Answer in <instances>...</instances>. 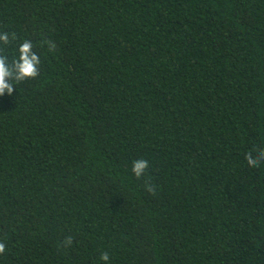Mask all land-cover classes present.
I'll return each instance as SVG.
<instances>
[{
    "label": "trees",
    "instance_id": "trees-1",
    "mask_svg": "<svg viewBox=\"0 0 264 264\" xmlns=\"http://www.w3.org/2000/svg\"><path fill=\"white\" fill-rule=\"evenodd\" d=\"M4 32L40 64L0 96V264H264V0H0Z\"/></svg>",
    "mask_w": 264,
    "mask_h": 264
},
{
    "label": "clouds",
    "instance_id": "clouds-1",
    "mask_svg": "<svg viewBox=\"0 0 264 264\" xmlns=\"http://www.w3.org/2000/svg\"><path fill=\"white\" fill-rule=\"evenodd\" d=\"M9 42V35L7 32L0 33V43L7 45ZM48 45V50L51 52L55 49V44L51 41H44ZM40 58L33 51V44L31 41L25 40L18 48V57L9 63L7 56L0 54V96L8 94L12 95L16 91L12 81L22 82L25 80H34L39 75ZM247 164L250 167H257L261 160H264V152L254 156L251 152L245 156ZM149 164L147 160L140 159L133 162L132 173L140 179L144 176ZM149 192L154 191L152 187H147ZM63 244L70 246L72 244L71 237L66 238ZM5 244L0 242V254L5 253ZM100 259L107 264L109 261V255L102 253Z\"/></svg>",
    "mask_w": 264,
    "mask_h": 264
}]
</instances>
